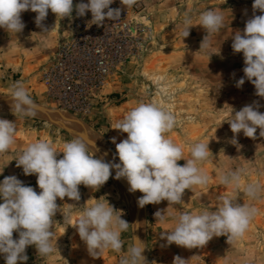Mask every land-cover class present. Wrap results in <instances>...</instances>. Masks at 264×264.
Segmentation results:
<instances>
[{"label": "rangeland", "instance_id": "1", "mask_svg": "<svg viewBox=\"0 0 264 264\" xmlns=\"http://www.w3.org/2000/svg\"><path fill=\"white\" fill-rule=\"evenodd\" d=\"M253 3L254 0H142L140 15L136 19L142 31L137 55L115 72L102 88L100 96L92 102L88 117H76L56 109L45 98L39 82L40 69L54 55L59 31L42 32L35 23L37 14L31 10L21 14L25 24L21 33H8L0 28V101L10 103L9 89L14 83L21 82L36 105L63 113L97 133L106 148L99 153L107 162H120L113 138L116 143L127 138V133L113 129L115 124L141 102L156 103L175 115L176 126L167 135L183 148L186 158L190 156V146L197 142L209 143L210 150L209 158L200 165L209 177L206 185L185 190L181 203L177 205H169L165 200L138 207L135 221L126 200L135 197L138 202L143 194L139 191L130 194L119 182L124 189L121 192L110 178L99 190L80 185L79 201L58 198L60 211L54 216L52 226V243H57L56 251L48 257H41L34 246H28L25 252L28 259L23 264H119L133 238L145 244L142 255L147 264H173L177 255L185 260L194 256L189 264H264V191L259 199L249 198L244 191L251 183H259L264 189V137L259 135L260 129L257 128L255 139L241 132L236 136L238 144H232L234 134L228 123L232 109L239 111L246 105L255 103L264 113V98L255 95V87L250 81L245 79L241 87L236 86L244 77L245 65L243 54L234 53L231 47L235 32L242 33L248 19L254 14H262L258 10L254 13ZM210 9L221 11L224 26L211 35L210 47L200 50L205 30L199 25L193 26L189 36L184 38L180 26L186 13L193 18L195 25L199 15ZM61 22L49 10L43 26L50 30ZM0 118L16 122L18 129L15 143L0 155V182L14 175L39 193L37 176L24 175L15 160L29 144L40 139H47L58 148L74 137L40 117ZM62 156L60 153L57 158ZM177 163L182 166L186 161L181 159ZM230 169L244 170L239 189L220 183V177ZM112 173L115 175V169ZM121 179L128 184L126 179ZM225 196L259 210L241 238L227 243L226 236L213 237L206 246L193 249L168 245L161 238L175 226L181 211L195 214L215 210L220 198ZM97 199L107 200L118 214L122 213L121 218L130 227L121 235V252L106 249L99 257L93 258L73 226L83 208ZM157 211L164 213V222L156 219ZM132 225H135L133 231ZM13 238L18 239L19 234L14 232ZM0 264H6L3 254H0Z\"/></svg>", "mask_w": 264, "mask_h": 264}, {"label": "clouds", "instance_id": "2", "mask_svg": "<svg viewBox=\"0 0 264 264\" xmlns=\"http://www.w3.org/2000/svg\"><path fill=\"white\" fill-rule=\"evenodd\" d=\"M120 2L125 8H130L136 0ZM113 3L114 0H88L74 6L73 0H0V28L8 33H21L25 27L21 14L31 10L37 14L35 23L42 32L59 31L58 23L50 30L43 26L49 10L60 21L71 17L74 8L77 16L81 17L91 12L89 27L93 24L100 26L106 19L114 20L121 16L120 8L110 7ZM252 8L254 13L258 10L262 14H254L246 21L243 32L237 31L232 36L231 47L234 53L243 54L245 65L244 77L237 81L236 86L241 87L247 79L254 85L255 95L264 98V0H254ZM197 25L206 32L200 45V50H206L210 47L211 35L224 26V16L220 10L210 9L201 13L198 24L194 25L193 18L186 13L180 26L182 36L188 37L190 29ZM7 96L11 99V112L16 118L36 115L37 105L21 82L14 83ZM228 123L234 134L232 144H238L236 136L241 132L255 139L257 128L260 129L259 135L264 137V113L255 103L239 111L232 109ZM175 126L176 117L172 112L156 103H138L113 128L127 133V138L121 142L116 143L115 138L112 141L116 144L119 163L95 158L94 143L81 137L63 142L58 148L47 139L29 144L15 160L16 166L22 167L26 176L36 175L41 191L37 193L33 187L25 186L14 175L0 182V199L3 201L0 203V254L4 255L6 264L26 262L28 246H34L41 257H48L56 251L57 243H52V226L54 216L60 211L57 199L67 197L79 201L80 185L99 190L112 176L113 169L114 178L126 179L130 192L143 194L138 198L141 208L165 200L169 205L180 204L185 190L206 185L209 177L200 165L209 158V143L191 145L190 156L186 158L183 148L167 135ZM17 131L16 122L0 118V155L15 143ZM60 153L63 156L58 159ZM181 159L186 161L182 166L177 163ZM243 174V169H230L220 177V183L239 189ZM244 191L249 198L259 199L264 189L259 183H251ZM258 211L254 206L234 202L230 196L221 197L215 210L195 214L181 211L175 226L161 238L168 245L186 249L202 248L213 237L220 236H226L227 243H231L244 235ZM121 217L122 213L118 214L107 200L97 199L83 208L73 227L90 256L97 258L106 249L121 252V235L130 227ZM155 217L161 222L166 219L162 211H157ZM134 229L135 225H132V231ZM14 232L19 234L18 239L13 238ZM144 249L145 244L133 238L119 264H147L146 257L142 255ZM190 260L177 255L173 264H189Z\"/></svg>", "mask_w": 264, "mask_h": 264}, {"label": "built area", "instance_id": "3", "mask_svg": "<svg viewBox=\"0 0 264 264\" xmlns=\"http://www.w3.org/2000/svg\"><path fill=\"white\" fill-rule=\"evenodd\" d=\"M81 3L73 0L74 6ZM121 16L88 26L91 12L62 19L52 60L39 71L44 96L56 109L76 117H88L92 102L115 72L134 59L140 47L142 0L125 8L114 0ZM107 11V10H105Z\"/></svg>", "mask_w": 264, "mask_h": 264}, {"label": "bare ground", "instance_id": "4", "mask_svg": "<svg viewBox=\"0 0 264 264\" xmlns=\"http://www.w3.org/2000/svg\"><path fill=\"white\" fill-rule=\"evenodd\" d=\"M10 103L6 101H0V116H14L11 112ZM34 117H40L43 118L49 122H51L53 125L59 127L60 129L64 130L71 136L75 137H81L82 139H86L88 141H91L94 143L95 146V158H103L99 152H102L105 148V144L103 143L102 138L95 133L93 130H91L89 127H86V125H83L79 121H75L71 119L69 116L64 115L63 113H57L53 110H49L46 107L37 105V111L36 115ZM69 135V136H70ZM106 151V150H105ZM104 153V152H103ZM105 154V153H104ZM104 159V158H103ZM105 160V159H104ZM107 162V160H105ZM115 175L110 177L113 184L122 192L124 189L127 191V184L122 179H115ZM119 182L121 186L124 188L121 189V186L119 185ZM125 193V192H124ZM127 205L129 208V211H131V216L134 218L135 221V210L138 209V202L135 197H128L127 198Z\"/></svg>", "mask_w": 264, "mask_h": 264}, {"label": "water", "instance_id": "5", "mask_svg": "<svg viewBox=\"0 0 264 264\" xmlns=\"http://www.w3.org/2000/svg\"><path fill=\"white\" fill-rule=\"evenodd\" d=\"M111 162L116 163V162L113 161V160H111ZM127 192L130 193V194H135V192H130V191H129V185H128V184H127Z\"/></svg>", "mask_w": 264, "mask_h": 264}]
</instances>
